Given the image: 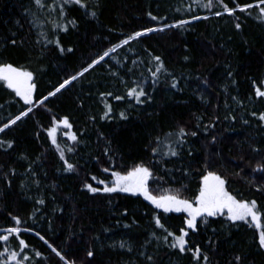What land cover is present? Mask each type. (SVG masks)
<instances>
[{
  "label": "trees",
  "instance_id": "1",
  "mask_svg": "<svg viewBox=\"0 0 264 264\" xmlns=\"http://www.w3.org/2000/svg\"><path fill=\"white\" fill-rule=\"evenodd\" d=\"M237 2L244 4L253 0ZM88 3L87 13L69 6L68 19L75 18L77 27L69 25L68 32L58 30L55 35L65 49L72 48L73 52L61 54L54 44L45 47L39 35L48 32L49 38H55L47 21L59 19L58 13L49 15L47 9L37 8L34 0H0V62L24 65L32 70L38 92L46 95L127 35L180 19L191 22L183 28L150 33L118 49L111 54L115 59L106 58L107 62L97 65L46 102L53 113L70 117L74 131L85 132L84 142L76 153L67 154L77 171L62 169L58 153L42 130L50 126V113L43 108L35 109L23 122L0 133V139L15 142L12 149L0 148V229L15 226L11 217L19 216L25 221L20 225L22 229L28 227L40 232L75 264H148L141 252L153 255L156 264H195L189 252L173 253L163 247L157 249L155 243H146L153 231L151 217L160 210L154 209L142 196L93 195L83 185L88 182L96 186L91 180L93 175L111 179L108 173L102 172V168L110 166L109 157L103 154L106 146L110 148L116 169L122 170L141 160L147 162L151 159V141L182 125L198 134L188 137L179 158L154 166L155 175L161 179L149 182L153 194L187 185L184 195L193 196L204 162L211 159L213 169L228 178L233 194L238 198L256 199L264 208V192L256 191L257 187L264 188V172L253 171L258 162L264 163V126L251 115L253 111L264 112V97L257 98L253 87L256 81L264 91L260 84L264 80V18L258 16L255 8L250 10L251 15L237 12L242 24L237 30L235 17L216 16L214 12L223 11L222 8L217 6L209 11L194 0H88ZM225 3L234 6L232 0ZM91 11L96 12L95 17L90 15ZM149 12L158 19L151 20ZM194 15L201 19L193 20ZM205 16L208 19H203ZM13 38L17 40L16 46L10 43ZM148 53L161 56L167 71L180 81L177 89L170 87V77L161 75L153 90L147 71ZM186 56L188 60L184 59ZM133 60L145 63L134 66ZM129 68L133 70L131 73ZM228 71L232 77L227 76ZM110 72L119 75L113 76ZM133 80L144 81L150 101L136 104L127 98L117 101L108 97L102 102V92L126 96L127 87L134 86ZM204 80L209 81L207 86ZM104 102L113 109L108 120H100ZM0 105H4L0 108V126L25 107L2 85ZM121 111L126 112L127 120L119 118ZM91 116L96 117L94 122L90 121ZM198 116L202 117L199 130L196 128ZM232 116L236 119L232 120ZM244 119L249 123H243ZM204 125L214 126L204 129ZM58 140L61 144L71 143L62 135ZM22 155L27 159H21ZM29 168L33 171H28ZM165 168L169 171L165 172ZM185 171L191 175H184ZM41 198L45 200L43 206L36 203ZM125 210L127 215H123ZM161 215L175 230L182 226L185 214ZM126 224L129 227H124ZM212 228L217 229V234H213ZM21 237L42 253V257H34L36 264H63L33 232H22ZM256 238L257 232L248 225L240 222L239 226H232L218 217L210 218L208 229L201 227L198 233H190V246L200 245L212 264H228L238 253L244 256L243 264H264V250L258 249ZM209 239L215 250L208 247ZM122 241L132 251L120 248ZM89 250L94 253L91 258L87 255ZM29 255L34 253L30 251Z\"/></svg>",
  "mask_w": 264,
  "mask_h": 264
},
{
  "label": "snow or ice",
  "instance_id": "2",
  "mask_svg": "<svg viewBox=\"0 0 264 264\" xmlns=\"http://www.w3.org/2000/svg\"><path fill=\"white\" fill-rule=\"evenodd\" d=\"M195 3L199 4L200 7L212 11L213 8L219 6L223 11H215L214 15L222 16L228 15L230 17H235L236 23L234 24L235 29L240 30L242 24L239 22V16H236L237 12L248 13L251 15L250 10L255 8L258 11V16L264 18V0H253V2H246L244 4H239L237 0H232L234 4L233 7H229L225 0H194ZM37 8L44 10L47 9L49 15L55 16L58 13L59 19L53 18L49 21L52 25V34L55 37L49 38L48 32H40L39 35L43 39L45 47L49 44H54L61 54L65 51L71 53L72 48L65 49L56 32H68L69 25L73 28L77 27V21L75 18L68 19L69 6H75L78 9H84L88 12L89 3L88 0H51V3H46V0H34ZM189 10H191V5H189ZM90 15L95 17L96 12L91 11ZM151 20L156 21L158 18L152 15L151 12L148 13ZM166 19V18H165ZM193 20L201 19L200 16H193ZM203 19H208L207 16ZM66 21V22H65ZM191 21L180 19L173 24H164L162 27H148L141 31L133 32L127 35L125 38L121 39L118 43L112 45L111 47L104 50L102 53L97 54L96 57L92 58L90 62L83 66L80 71L68 76L63 79L57 86H54L52 90L48 91L47 94H42L38 92L36 75L35 73L24 65L14 64L12 62H0V85H2L7 90H10L15 97L19 98V101L23 102V107L18 114L14 117H9L0 126V133H6V130H10L13 126L17 125L18 122H23L25 118L29 117L30 113H33L35 109L43 108L45 111L50 113V126L46 129H42L46 132L47 138L50 144L54 147L55 151L58 153L59 160L62 162V169L66 172L77 171V166L69 162L68 153H76L78 146L83 143V137L85 132H79L73 130V123L70 117L67 115L58 116L52 112L51 108L47 107L46 102L50 98L56 97L57 94L61 93L62 90H67L69 86L73 85V82L80 80L94 70L97 65L102 62H107L106 58L111 57L112 53L117 52L118 49L129 46L133 41H138L139 38L146 36L150 33L157 31H164L166 28H183L188 25ZM15 33H13V37ZM37 40V43H40ZM10 43L16 46L17 40L15 38L11 39ZM23 44V40H21ZM150 59L147 61L149 67L147 71L150 74L151 82L153 85V90L155 86L160 81V76L164 75L171 78L170 87L172 89H177L180 83L179 79L176 78L172 73L168 72L164 61L161 56L148 53ZM115 59V57H111ZM188 60V57H184ZM119 63V61H117ZM133 65L138 63H145L144 61H132ZM133 70L128 69L131 73ZM113 76H118V72H110ZM232 72L228 71L227 76L232 77ZM199 79V78H197ZM122 83H126L121 79ZM235 83V81H232ZM203 83L207 86L209 81L204 80ZM132 84L134 86L127 87L126 96L114 95L112 92H102L100 93V98L106 101L108 97H113L115 100L120 101L127 98L128 100L134 101L136 104H143L151 100L150 93L144 87L143 80H133ZM264 86V80L260 82ZM253 87L255 89V95L257 98L264 97V91L261 90L260 86H257L256 81H253ZM233 100L236 97H232ZM82 106V105H81ZM4 105H0L3 108ZM113 109L112 105L104 102V112L100 116V120H108L112 117ZM251 115L257 118L264 126V112L259 114L255 111ZM119 118L122 120H127L128 115L125 111L119 113ZM229 117H225L228 119ZM90 121H95L96 117L91 116ZM198 123L196 125L197 130L200 129L201 125L199 121L202 117H196ZM218 119V117H217ZM232 120L236 117L232 116ZM243 123L248 124L249 121L244 119ZM214 125H204V129ZM198 131H189L186 126L178 125L173 131L165 132L161 135H157L151 141V159L147 162L144 160L134 163L131 167L123 168L122 170L116 169V162L110 156V148L105 147L103 154L109 157V167L102 168L103 173H108L111 177L110 180L99 179L97 176H91V180L95 182L96 186L92 183L85 182L83 188L95 195L98 193L112 194V193H127L132 196H142L143 199L149 202L154 209L160 210L159 212H154L151 221L153 226V231L150 234V239L146 242L147 244L155 243L157 249L160 247L166 248L173 253L184 254L186 252L191 253L192 260L195 264H212L211 259L207 252H205L200 245L190 246V233H198L203 227L205 230L210 227V218L223 217L232 226H239V223L248 225L257 232L256 243L259 250H264V208L258 205L256 199H243L238 198L237 194H233L229 190V180L221 172L213 169L212 160L206 159L204 162L203 171L199 174L198 188L193 196L187 197L184 193L188 190L187 185H181L175 189H165L160 194H153V191L149 187L150 181L160 180L161 177L155 175V165H163L165 161L171 158H179L184 147L188 144V137H196ZM40 133L37 132L36 136L39 138ZM63 136L66 141L71 143L61 144L58 140V136ZM215 137H213V142ZM14 141L0 139V148L5 151L12 149L14 147ZM254 152H259V149L253 148ZM189 155H191V150L189 149ZM21 159H27L26 156H21ZM97 162L99 158L97 157ZM28 171L32 172L31 168ZM165 172L169 171L164 169ZM253 171L264 172V163L258 162ZM12 175H15V170H12ZM184 175L190 176L191 173L188 171L184 172ZM237 175H239L237 173ZM9 183H11L9 181ZM37 186L39 182L35 181ZM257 192H264V188L257 187ZM36 203L43 206L45 204L44 199H37ZM168 213H183L185 214L182 220V226L178 229L173 230L165 223L166 217L162 216ZM127 215V210L123 213ZM12 221L15 226L6 227L0 229V264H36L34 257H42V253L34 248L30 247L28 241L21 237L22 232H33L36 237L39 238L50 250L53 252L63 264H75L74 260L68 258V254L58 250L56 246L40 234V232L34 229L25 227L21 228L20 225L25 223L19 216H12ZM133 223H136L134 220ZM124 227H129V225H124ZM213 234H217V229L212 228ZM98 240L99 237H96ZM15 240V246H12V241ZM120 248H126L128 251H132V248L127 245V242L122 241L120 243ZM208 247L213 248V241L209 239ZM32 251L34 255L30 256L29 252ZM89 258L94 256L93 251L89 250L87 252ZM142 256H145L148 264H156L155 257L153 255H147L141 252ZM244 256L242 254H236L228 264H243Z\"/></svg>",
  "mask_w": 264,
  "mask_h": 264
}]
</instances>
